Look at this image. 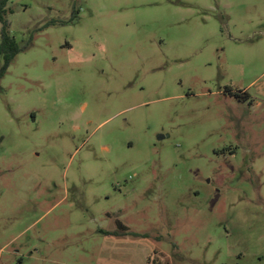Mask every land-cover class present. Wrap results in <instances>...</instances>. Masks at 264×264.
Segmentation results:
<instances>
[{
    "label": "rangeland",
    "instance_id": "obj_1",
    "mask_svg": "<svg viewBox=\"0 0 264 264\" xmlns=\"http://www.w3.org/2000/svg\"><path fill=\"white\" fill-rule=\"evenodd\" d=\"M6 19L0 264H264V0Z\"/></svg>",
    "mask_w": 264,
    "mask_h": 264
},
{
    "label": "trees",
    "instance_id": "obj_2",
    "mask_svg": "<svg viewBox=\"0 0 264 264\" xmlns=\"http://www.w3.org/2000/svg\"><path fill=\"white\" fill-rule=\"evenodd\" d=\"M9 0H0V23L1 29V42H0V56H2L3 64L0 67V80L5 76L12 62L18 54H20L26 47H21L15 38L10 34L8 22L6 19L8 13ZM51 24V23H50ZM238 100L250 101L251 98L247 94L236 97Z\"/></svg>",
    "mask_w": 264,
    "mask_h": 264
}]
</instances>
